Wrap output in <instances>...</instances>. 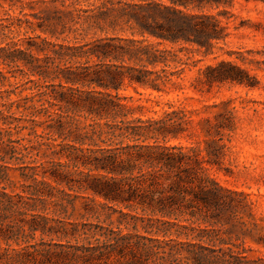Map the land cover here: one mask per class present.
I'll use <instances>...</instances> for the list:
<instances>
[{"label": "trees", "instance_id": "16d2710c", "mask_svg": "<svg viewBox=\"0 0 264 264\" xmlns=\"http://www.w3.org/2000/svg\"><path fill=\"white\" fill-rule=\"evenodd\" d=\"M233 1H32L45 5L34 14L37 26L56 40L36 36L25 48L0 47V61L36 77L39 96L47 97V104L22 105L30 110V126L21 130L29 129L35 143L21 145L6 132L0 264H264L231 247L234 227L252 235L242 219L252 215L253 202L221 185L205 166L224 155V137L236 129L233 112L216 113L214 123L210 117L198 121L206 125L205 160L196 148L168 144L188 132L191 112L170 106L145 117L137 115L144 105L127 104L119 95L129 85L157 92L176 86L175 77L189 65L186 47L207 55L229 36L220 19L225 13L204 9ZM70 34L74 41L66 39ZM200 75L201 89L258 84L229 60L206 65ZM41 114L46 120L39 124ZM12 169L21 191L8 189ZM79 199L82 219L104 216L108 224L70 220Z\"/></svg>", "mask_w": 264, "mask_h": 264}, {"label": "rangeland", "instance_id": "374dc122", "mask_svg": "<svg viewBox=\"0 0 264 264\" xmlns=\"http://www.w3.org/2000/svg\"><path fill=\"white\" fill-rule=\"evenodd\" d=\"M33 0H0V47L18 44L21 48L27 47L30 37H51L37 26L35 13L45 5L33 3ZM49 1V0H48ZM205 12L218 14L223 23L227 24L229 36L205 54L204 49L188 46L182 54L190 57L189 65L179 78L175 77L176 86H170L164 92H157L143 87L129 85L119 91L122 100L130 105H144L145 109L137 113L145 117H157L164 110L184 108L191 112L194 119L188 132L168 142L170 145L196 148L201 152V157L207 159L206 143L203 129L205 122L199 123L201 118L213 116L224 110H231L235 116L236 129L229 136L224 137L226 144L224 155L217 164L205 163L208 173L221 185L243 191L248 194V199L253 202L251 216L244 215L242 221L253 228L252 235H245L239 227H234L231 234L236 246L234 250H245L250 259H264V244L259 242L264 238V1L234 0L229 5H219L204 9ZM19 19H22L21 22ZM26 19L33 21L32 25L24 23ZM11 24V25H10ZM82 40V36H77ZM92 37L89 34L83 40ZM63 37L59 39L61 41ZM67 40L74 41L70 34ZM37 41H40L37 39ZM2 55V52H0ZM220 60H229L248 70L258 80L256 87L250 88L235 83L214 85L210 90L207 86L201 89L199 83L200 73L208 64H216ZM33 80V81H30ZM41 85V84H40ZM46 96H39L36 77L23 74L16 68L3 64L0 61V155L4 153L8 142L6 132H11L10 139L21 140V145L28 140L35 143L36 137L29 135V129L21 130L22 126H30V110H25L22 105L39 106L46 103ZM170 110V109H169ZM156 112V113H155ZM39 124L46 120V116L36 118ZM18 126V127H17ZM44 124L36 127L37 133H43ZM18 130L19 133H18ZM60 142V139H58ZM16 162H12V165ZM14 167V166H13ZM19 172L10 171V191H21ZM83 199L76 202V211L71 216L73 221H103L95 217L81 218ZM72 209H69V213ZM116 214L113 219H116ZM256 225V227L254 226ZM115 226V225H114ZM239 236V240H235ZM41 236L37 235L38 241ZM48 240L49 237H44ZM11 247L19 248L16 243ZM23 246L24 243L20 242ZM238 245V246H237ZM225 246V245H224Z\"/></svg>", "mask_w": 264, "mask_h": 264}]
</instances>
